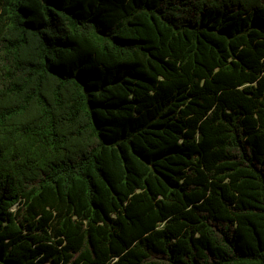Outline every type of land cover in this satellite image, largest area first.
<instances>
[{
  "label": "trees",
  "instance_id": "1",
  "mask_svg": "<svg viewBox=\"0 0 264 264\" xmlns=\"http://www.w3.org/2000/svg\"><path fill=\"white\" fill-rule=\"evenodd\" d=\"M0 264H264V0H0Z\"/></svg>",
  "mask_w": 264,
  "mask_h": 264
}]
</instances>
